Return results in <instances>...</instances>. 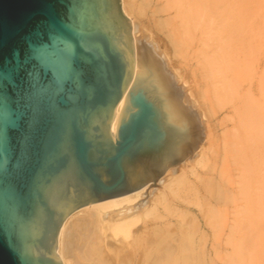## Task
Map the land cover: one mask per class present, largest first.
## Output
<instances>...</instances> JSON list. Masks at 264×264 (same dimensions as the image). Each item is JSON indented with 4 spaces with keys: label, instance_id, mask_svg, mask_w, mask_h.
Listing matches in <instances>:
<instances>
[{
    "label": "water",
    "instance_id": "95a60500",
    "mask_svg": "<svg viewBox=\"0 0 264 264\" xmlns=\"http://www.w3.org/2000/svg\"><path fill=\"white\" fill-rule=\"evenodd\" d=\"M121 0H0V264H63L64 218L192 154L200 116ZM127 90L112 134L116 106Z\"/></svg>",
    "mask_w": 264,
    "mask_h": 264
},
{
    "label": "bare ground",
    "instance_id": "6f19581e",
    "mask_svg": "<svg viewBox=\"0 0 264 264\" xmlns=\"http://www.w3.org/2000/svg\"><path fill=\"white\" fill-rule=\"evenodd\" d=\"M121 2L134 42L130 84L137 25L205 137L154 183L70 212L55 252L63 264H218L221 252L224 264H242L251 248L264 264V0Z\"/></svg>",
    "mask_w": 264,
    "mask_h": 264
},
{
    "label": "rangeland",
    "instance_id": "374dc122",
    "mask_svg": "<svg viewBox=\"0 0 264 264\" xmlns=\"http://www.w3.org/2000/svg\"><path fill=\"white\" fill-rule=\"evenodd\" d=\"M140 18H142V17H140ZM149 27L150 26H147V28H149ZM153 33H155V32L153 31ZM178 70L180 72H182V70H180V69H178ZM186 84H187L186 86H189L188 83H186ZM150 182L154 183L155 181L151 180ZM221 253H220L221 255L219 254L220 256L219 255H218V257L215 256L217 263L219 262L218 264H222V263L224 264V262H223L224 259L221 258V257H224V253L223 252H221ZM249 253H250V256L247 255V258L245 257V260L242 262V264H262L260 261L261 256L259 257L258 255H256L255 252L253 250H251V248L249 249ZM242 259H243V257H242Z\"/></svg>",
    "mask_w": 264,
    "mask_h": 264
}]
</instances>
